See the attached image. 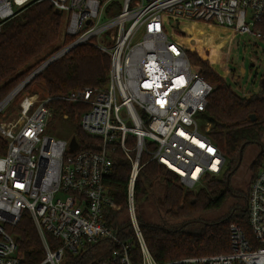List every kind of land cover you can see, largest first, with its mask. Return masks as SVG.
Returning <instances> with one entry per match:
<instances>
[{"label": "built area", "instance_id": "built-area-1", "mask_svg": "<svg viewBox=\"0 0 264 264\" xmlns=\"http://www.w3.org/2000/svg\"><path fill=\"white\" fill-rule=\"evenodd\" d=\"M43 2L65 15L64 38L73 41L0 102V116L49 65L82 45L109 54V83L57 97L86 107L82 136L72 138L74 151L72 139L46 134L51 98L25 96L10 120L1 122L6 151L0 155V264H21L13 228L25 212L45 248L43 264H64L67 254L79 255L103 239L111 248L101 264H158L136 214L134 188L142 168L156 162L194 191L227 169L204 117L213 87L193 68L186 47L168 35L167 25H186L193 34L194 26L204 24L264 42V0H0V31L3 23ZM117 150L131 165L126 212L141 250L139 263L131 259L132 240H122L106 220L122 210L104 184ZM246 213L248 232L238 223L229 226L228 253L180 263L264 264V164L249 186ZM46 234L58 240L55 250Z\"/></svg>", "mask_w": 264, "mask_h": 264}, {"label": "trees", "instance_id": "trees-1", "mask_svg": "<svg viewBox=\"0 0 264 264\" xmlns=\"http://www.w3.org/2000/svg\"><path fill=\"white\" fill-rule=\"evenodd\" d=\"M66 24L65 15L56 13L49 2L32 5L3 23L0 31V102L38 66L73 41L71 37L64 38ZM189 58L193 68L213 87L204 117L209 125L208 136L222 151L227 169L222 176L209 179L204 188L194 191L184 189L175 174L156 162L142 168L134 188L136 214L148 249L158 264H181L190 258L228 253L229 226L238 223L246 232L249 231L245 207L241 212H232L214 222L203 221L201 216L218 212L225 206L230 198L228 176L238 164L242 146L254 144L264 137L263 91L242 97L212 69L209 61L190 52ZM110 68L109 54L90 45L76 47L49 65L33 83L39 81L46 98L52 99L47 104L52 111L51 120L71 121L75 125L73 137L82 136L79 122L86 107L69 104L57 97L78 90L105 88L109 83ZM252 115L256 116L255 121H252ZM5 151L6 143L0 139V155ZM114 159L104 184L122 210L110 213L106 220L122 240H132L131 259L139 263L141 250L126 218L131 165L120 150ZM148 160L143 156L142 164ZM158 184L165 187L164 205L161 204L160 208L164 215L177 223H168L162 218L158 224L151 223L143 216L146 204L150 200L154 202ZM193 224H201L200 230L191 231ZM13 232L17 237L21 264H43L46 251L28 212L23 214ZM46 238L55 250L58 240L51 234H46ZM110 248L111 242L100 240L79 255L67 254L69 259L64 264H101L108 258Z\"/></svg>", "mask_w": 264, "mask_h": 264}, {"label": "rangeland", "instance_id": "rangeland-1", "mask_svg": "<svg viewBox=\"0 0 264 264\" xmlns=\"http://www.w3.org/2000/svg\"><path fill=\"white\" fill-rule=\"evenodd\" d=\"M186 28V25L181 24L178 26L177 22H171L167 25V33L171 38L185 46L190 53L197 54L200 58L209 61L212 69L242 97H249L252 94L260 92L261 82L264 76L263 41H258L247 35L233 36L232 31L229 29L211 27L204 24L197 27L194 26L193 34H188ZM242 69L246 70L245 74H242ZM33 94L37 95L40 101L46 99L45 91L39 81L34 82L29 89L16 98L14 106L7 109L0 116V124L1 122L10 120V114L17 111V105L25 96H31ZM74 132L75 125L71 121L61 119L50 120L46 129L47 135L68 142L71 141ZM253 154H255V146L250 144L244 150L243 164L238 174L231 180V185L239 186L240 190L242 189L241 192L247 195V198L252 178L249 170ZM263 164L264 162L255 166L253 171L254 175L258 167ZM183 188L186 189L185 187ZM154 195V202L150 200L142 210L144 218L148 222L156 224L161 222V218L167 220L168 223H177L164 215V210L162 211L160 208L161 204L164 205V185L158 184L155 188ZM234 206L235 201L229 198L221 210L202 215L201 219L203 221L214 222L232 213ZM126 218H128L127 214ZM200 228L201 224H193L190 230L197 231ZM68 257L65 258L64 262H67Z\"/></svg>", "mask_w": 264, "mask_h": 264}, {"label": "flooded vegetation", "instance_id": "flooded-vegetation-1", "mask_svg": "<svg viewBox=\"0 0 264 264\" xmlns=\"http://www.w3.org/2000/svg\"><path fill=\"white\" fill-rule=\"evenodd\" d=\"M263 79H264V76L262 80ZM261 90H262V82H261ZM253 145L255 146V154H253L251 165H250V170H249V172L252 174L251 181L254 176L253 171H254L255 166L258 165L259 163L262 164L264 162V137L261 140L255 142ZM239 169L231 175L230 184H229L230 199H233L235 201V206L233 209V212L235 213L241 212L243 210V206L245 207V210H247V195H244L241 192L242 189L240 190L239 186L231 185V180L238 174Z\"/></svg>", "mask_w": 264, "mask_h": 264}, {"label": "water", "instance_id": "water-1", "mask_svg": "<svg viewBox=\"0 0 264 264\" xmlns=\"http://www.w3.org/2000/svg\"><path fill=\"white\" fill-rule=\"evenodd\" d=\"M56 13L60 14L61 12L59 10H56ZM189 34H192L191 30L188 31ZM253 66V64H252ZM245 69H242V74H245ZM262 91L264 93V79L262 80ZM256 120V116L255 115H252V121H255ZM247 147V144H244L240 150V153H239V160H238V164L237 166L235 167V169L233 170V172L228 176V187H229V184H230V177L233 173H235L242 165V162H243V156H244V150L245 148ZM69 148L71 151H74L76 148H77V143H76V140L75 139H72L70 145H69ZM246 212V210H245Z\"/></svg>", "mask_w": 264, "mask_h": 264}]
</instances>
